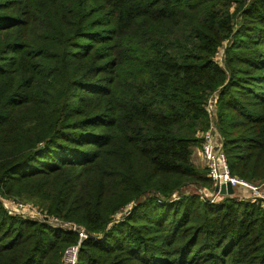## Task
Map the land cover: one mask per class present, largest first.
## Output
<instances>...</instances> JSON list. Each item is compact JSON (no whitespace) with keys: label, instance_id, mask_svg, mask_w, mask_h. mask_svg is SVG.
Instances as JSON below:
<instances>
[{"label":"trees","instance_id":"16d2710c","mask_svg":"<svg viewBox=\"0 0 264 264\" xmlns=\"http://www.w3.org/2000/svg\"><path fill=\"white\" fill-rule=\"evenodd\" d=\"M216 93L231 174L263 184L264 0H0V198L100 237L78 264H264V199L185 192L212 189ZM77 242L0 199V264Z\"/></svg>","mask_w":264,"mask_h":264},{"label":"built area","instance_id":"2783aa9c","mask_svg":"<svg viewBox=\"0 0 264 264\" xmlns=\"http://www.w3.org/2000/svg\"><path fill=\"white\" fill-rule=\"evenodd\" d=\"M221 50L216 56V61ZM223 60L224 50L223 58L220 64H223ZM217 98L218 94L216 93L208 99L206 104V110L210 117V128L199 134V137L202 141L200 149L202 157L206 162V167L208 169V177L212 182V189L208 190L207 188L201 186L199 188L195 187L198 192H192L188 190L187 192L185 190V192L187 194H198L202 199L207 200L210 203H218L223 197L219 192L220 188L223 185L230 184L235 190V195L233 197L237 196V193H239V191L241 190V193L243 194V196H240L241 199L251 201H255L257 199H264V183L252 184L231 174L228 157L224 149L223 139L218 131ZM191 187L194 186H189L188 188ZM216 188H219L218 192L215 191ZM177 198L178 193H175L172 199L175 200ZM0 199L2 201L4 209L9 215L36 221L45 224L55 230H59L64 233H72L78 237V242L68 247L64 251L60 264H78L80 250L84 241L90 239L91 237L101 239L100 237H95L90 234L83 225L78 224L76 222L65 221L56 216L50 215L46 210L40 209L33 204L25 203L16 198L1 197ZM132 206L133 205H130L128 208H130L131 210ZM129 211L123 214H128Z\"/></svg>","mask_w":264,"mask_h":264},{"label":"rangeland","instance_id":"374dc122","mask_svg":"<svg viewBox=\"0 0 264 264\" xmlns=\"http://www.w3.org/2000/svg\"><path fill=\"white\" fill-rule=\"evenodd\" d=\"M226 44H227V43H225L224 46H226ZM223 50H224V48H222V50H221L219 56L217 57V61H218L219 63H221V60H222V58H223ZM217 125H218V120H217ZM200 148H201V147H200ZM263 189H264V187H263ZM187 190H188V191H192V192H198V190H197L195 187L186 188V192H187ZM241 195L243 196V194L241 193V190H240L239 193H237V196H238L239 198H241V197H240ZM18 200H19V199H18ZM20 200H21V199H20ZM21 201H22V200H21ZM23 202L32 204L31 202H26V201H24V200H23ZM33 205H34V204H33ZM35 206L38 207V208H40V209H43V208H41V207H39V206H37V205H35ZM43 210H44V209H43ZM129 210H130V208H128L126 211H124V212L118 214V215L116 216V220H120L121 218H123L122 215H125V214H123V213H127V211H129Z\"/></svg>","mask_w":264,"mask_h":264},{"label":"crops","instance_id":"0c3cea01","mask_svg":"<svg viewBox=\"0 0 264 264\" xmlns=\"http://www.w3.org/2000/svg\"><path fill=\"white\" fill-rule=\"evenodd\" d=\"M192 160L194 162V164L201 169H206V162L202 157V153H201V149L197 148L194 150V154L192 157Z\"/></svg>","mask_w":264,"mask_h":264},{"label":"water","instance_id":"95a60500","mask_svg":"<svg viewBox=\"0 0 264 264\" xmlns=\"http://www.w3.org/2000/svg\"><path fill=\"white\" fill-rule=\"evenodd\" d=\"M215 191L218 192L219 191V188H216ZM219 192H220V194L222 196H231L232 197V196L235 195V190H234V188L230 184L223 185L220 188V191Z\"/></svg>","mask_w":264,"mask_h":264}]
</instances>
